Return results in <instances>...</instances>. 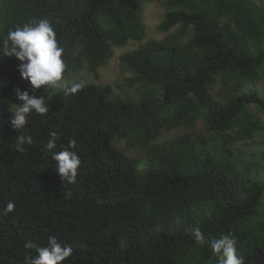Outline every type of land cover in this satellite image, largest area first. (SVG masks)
<instances>
[{
    "label": "trees",
    "instance_id": "obj_1",
    "mask_svg": "<svg viewBox=\"0 0 264 264\" xmlns=\"http://www.w3.org/2000/svg\"><path fill=\"white\" fill-rule=\"evenodd\" d=\"M152 2L165 11L158 30L172 33L121 57L137 102L108 85L68 97L33 89L0 45V264H25L50 234L73 250L62 264H219L192 239L195 227L206 238L232 234L245 264H264V0H0V42L47 18L65 74L85 67L96 77L113 47L144 38L141 14ZM17 88L50 108L29 115L33 143L23 152L24 133L10 123ZM198 120L203 134L155 143ZM130 135L145 151L143 171L113 146ZM73 138L82 163L70 184L52 156Z\"/></svg>",
    "mask_w": 264,
    "mask_h": 264
},
{
    "label": "clouds",
    "instance_id": "obj_2",
    "mask_svg": "<svg viewBox=\"0 0 264 264\" xmlns=\"http://www.w3.org/2000/svg\"><path fill=\"white\" fill-rule=\"evenodd\" d=\"M6 55L14 56L18 61V71L21 79L28 81L33 89H40L42 86L59 89L65 97L76 94L83 85L79 82L69 81L65 77L66 62L64 59V48L59 45L56 38V31L47 18L31 20L23 26L9 30L7 35L0 42ZM16 98L20 105H13V119L11 126L16 131L24 134L16 138V151L23 152L24 145H31L33 137L26 132L25 125L28 124V117L32 113L44 115L50 111L49 105L45 102L44 96L37 97L30 95L27 90H15ZM46 144L48 150L57 147V133L50 132ZM77 144L76 139H71L67 147L55 152L52 159L55 161L56 171L61 181L74 183L78 169L81 166V159L74 151ZM71 196V192L67 193ZM14 203L6 205V212H12ZM192 239L199 245H207L213 256L218 259L219 264H245L242 255L237 254L238 241L232 234L220 235L218 238H206L199 227L190 230ZM26 247L31 248L28 244ZM35 257L26 258L25 264H62L72 256L73 250L70 246H64L59 238L50 234L47 245L37 250Z\"/></svg>",
    "mask_w": 264,
    "mask_h": 264
},
{
    "label": "rangeland",
    "instance_id": "obj_3",
    "mask_svg": "<svg viewBox=\"0 0 264 264\" xmlns=\"http://www.w3.org/2000/svg\"><path fill=\"white\" fill-rule=\"evenodd\" d=\"M164 13L165 11L159 3L152 2L150 4H146L143 7L141 14V25L144 29V38L141 41L129 39L124 46L113 47L112 57L106 64L98 68L96 77L90 74L85 67H83L82 70L77 73H67L65 74V77L69 81L79 82L82 85H108L111 87L113 95L137 102L140 100V96H138L135 88L130 86V82L128 81L133 76V73L128 70L121 62V57L127 53L135 51L139 46L149 40L160 41L168 34L172 33V31L162 32L158 30V25L162 21ZM58 91L60 90L52 88L51 94H54ZM217 91L218 85L214 86L210 93L215 100H219V97L216 95ZM15 105L19 106L20 104ZM12 109L13 106L11 107V112ZM261 115L264 121V113ZM204 127L205 126L203 125L202 121L198 120L194 124V128L191 130L174 128L169 131H163L155 143L161 144L163 142L176 139L184 134H203ZM113 146L127 157L134 159L136 161V168L138 171H143L147 167L148 163H146L145 151L138 146L132 135L125 139L113 141ZM188 169L189 164L182 163L179 165V171L181 173H187Z\"/></svg>",
    "mask_w": 264,
    "mask_h": 264
}]
</instances>
